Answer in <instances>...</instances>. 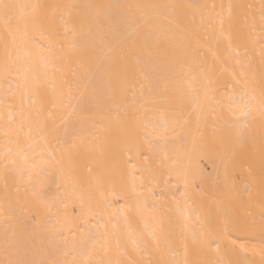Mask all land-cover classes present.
I'll return each mask as SVG.
<instances>
[{"label":"bare ground","instance_id":"obj_1","mask_svg":"<svg viewBox=\"0 0 264 264\" xmlns=\"http://www.w3.org/2000/svg\"><path fill=\"white\" fill-rule=\"evenodd\" d=\"M0 264H264V0H0Z\"/></svg>","mask_w":264,"mask_h":264},{"label":"snow or ice","instance_id":"obj_2","mask_svg":"<svg viewBox=\"0 0 264 264\" xmlns=\"http://www.w3.org/2000/svg\"><path fill=\"white\" fill-rule=\"evenodd\" d=\"M217 251H218V249H217Z\"/></svg>","mask_w":264,"mask_h":264}]
</instances>
